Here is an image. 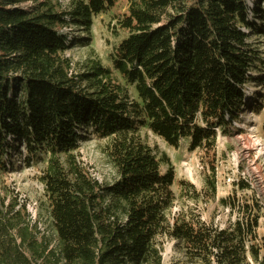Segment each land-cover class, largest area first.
Wrapping results in <instances>:
<instances>
[{"label": "trees", "instance_id": "trees-1", "mask_svg": "<svg viewBox=\"0 0 264 264\" xmlns=\"http://www.w3.org/2000/svg\"><path fill=\"white\" fill-rule=\"evenodd\" d=\"M55 1L60 14L50 0H0V176L20 148L28 163L46 157L38 182L55 233L54 247L38 242L29 215L14 212L16 204L4 214L0 200V264H163L158 239L176 243L180 264H264V206L247 182L217 200L237 215L226 228L195 211L204 197L216 199L218 133L227 135L245 111L264 112V91L256 101L246 94L250 84L264 88V61L248 43L251 35L264 41V9L246 0H126L115 25L126 37L111 66L91 60L73 74L64 54L77 40L56 27L89 32L119 0ZM142 130L169 149L185 142L200 153L203 193L177 180ZM91 139L105 142L111 184L91 179L79 161L80 144ZM177 198L195 209L171 217Z\"/></svg>", "mask_w": 264, "mask_h": 264}, {"label": "rangeland", "instance_id": "rangeland-1", "mask_svg": "<svg viewBox=\"0 0 264 264\" xmlns=\"http://www.w3.org/2000/svg\"><path fill=\"white\" fill-rule=\"evenodd\" d=\"M50 2L55 6L56 12L60 14L62 8L56 6L55 0H50ZM246 4L250 8L258 5L264 9L263 0H246ZM23 7L29 9L32 4ZM126 9V0H119L116 7L107 15L93 19L89 32L72 25L67 28H62L59 25L56 27L60 34L67 35L69 43L73 42L74 39L77 40L72 48L64 54V58L71 62L73 74L82 73L85 65L91 60H98L103 67L111 66L110 58L113 47L126 37L124 32L115 29L117 17L124 15ZM248 43L252 49L260 53V57L264 61L263 39L251 35ZM261 71L255 72V78L260 76ZM263 91L264 88L260 89L255 84H250L246 88L247 96L253 101L258 100L257 95ZM129 93L133 96L132 90H129ZM263 121L264 112L257 116L250 111H245L240 114L239 121L232 124L227 135L218 133L215 149L216 199L207 201L204 197L203 202L198 203L195 210L205 222H212L217 227L226 228L235 221L236 212L232 213L228 208H221L217 200L230 197L233 184L238 179L244 180L250 185L264 206ZM140 134L151 149L165 153L170 158L177 180L186 181L197 192L203 193V177L207 174V169L204 167V160L200 153L186 151L184 149L186 147L185 142L181 144L179 150L175 151L169 149L162 141L146 130H142ZM104 146V141L91 139L80 144L77 154L90 178L102 185H107L113 183L116 177L114 170L103 154ZM46 161V157H41V160L36 163H28L23 148L14 153L13 169L9 174L0 176V200L3 199L4 202V208H2L4 214L8 212L9 207L16 204L14 212H19L25 220L29 215L30 218L27 222L30 220L31 224H35L40 234L37 236V241L40 242L42 237L47 238L52 248L55 246V233L50 225L43 189L38 182V177L45 169ZM173 192L177 193L175 187ZM236 196L243 198V193H237ZM194 205L193 202L177 198L171 217L181 214L187 209H195ZM5 208L7 209L4 210ZM257 235L258 238H264V207L261 211ZM157 241L163 243V264H180L182 255L176 243L169 239H158Z\"/></svg>", "mask_w": 264, "mask_h": 264}, {"label": "built area", "instance_id": "built-area-1", "mask_svg": "<svg viewBox=\"0 0 264 264\" xmlns=\"http://www.w3.org/2000/svg\"><path fill=\"white\" fill-rule=\"evenodd\" d=\"M58 5H60L61 7H67L68 4L70 3V0H58L57 1ZM28 5V4H27Z\"/></svg>", "mask_w": 264, "mask_h": 264}]
</instances>
